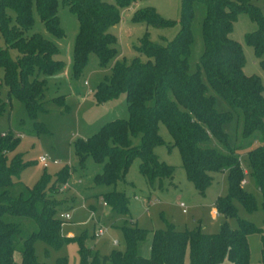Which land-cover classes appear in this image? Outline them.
<instances>
[{
  "label": "trees",
  "instance_id": "1",
  "mask_svg": "<svg viewBox=\"0 0 264 264\" xmlns=\"http://www.w3.org/2000/svg\"><path fill=\"white\" fill-rule=\"evenodd\" d=\"M138 1L143 0H61L78 22L73 76H80L94 54L99 67L110 71L96 86V103L124 95L129 115L127 120H112L91 137L74 142L81 166L87 157L102 164V172L95 176L94 183L115 187L118 182H125L128 169L137 158L139 173L148 186L154 188L158 182L162 188V181L171 180L174 174V168L155 154V149L164 144L159 135L162 124L173 140L171 147L178 149L187 180L200 196L213 183L212 174L227 173V194L215 201L219 215L236 217L234 200L248 211L255 210L254 196L241 185L246 173L225 127L236 114L242 120V138L259 132L264 143V86L258 76L244 74L242 47L230 38L238 16L247 14L257 30L245 35V44L253 49L264 72V14L257 5L264 0H182L176 36L164 44H155L145 33L133 46L138 56L128 61L119 57L117 39L110 29L119 24L120 11ZM193 4L203 5L206 12L202 22L203 52L198 70L191 73ZM34 5L46 32L56 39L65 36L57 15V0H0V37L5 44L0 47V116L8 112L14 98L24 105L37 132H45L43 127L38 129L40 124L35 119L45 111L47 79L62 74L65 63L57 59L60 50L53 42L40 34L26 35L34 23ZM133 22L154 28L177 24L162 18L152 7L136 11ZM10 49L18 53L16 59L11 57ZM201 70L207 84L201 79ZM3 87L7 90L5 99L1 98ZM209 89L227 102L231 111L218 112ZM63 99L58 96L53 101L62 104ZM5 132L6 136L0 137V264H40L34 252L36 240L55 250L66 242L57 213L61 202L52 199L51 194L68 181L69 169L59 172L53 183L45 177L29 188L19 180L25 168L22 156L8 157L20 138ZM135 139L140 140L138 145L134 144ZM246 157L247 174L262 198L264 210V144L247 150ZM101 198L112 214L129 213V199L124 192L114 189ZM253 231L255 227L246 220H239L235 229L223 224L213 235L199 230L179 231L168 225L152 232L150 256L146 258L141 255V247L148 231L123 227L124 251H114L109 257L92 254L79 241L80 264H185L187 253L189 264H248L247 236Z\"/></svg>",
  "mask_w": 264,
  "mask_h": 264
},
{
  "label": "rangeland",
  "instance_id": "2",
  "mask_svg": "<svg viewBox=\"0 0 264 264\" xmlns=\"http://www.w3.org/2000/svg\"><path fill=\"white\" fill-rule=\"evenodd\" d=\"M113 3V0H103ZM57 15L65 36L56 39L48 34L39 19L35 5L32 8L34 23L26 35L40 34L53 42L60 50L57 59L65 63L62 74L47 79L45 92L44 112H39L35 122L39 123L45 132H37L34 121L28 116L23 104L12 98L8 112L0 116V131H10L14 135L20 134L17 148L9 153L8 157L22 156L25 168L19 175V180L29 188L42 178H48L53 183L55 177L63 169H69L68 181L58 188V192L51 194V198L60 201L58 215L68 213L69 220H62V236L66 239L63 246L55 250L42 240L34 243L35 257L40 264H80L79 241L92 252L109 257L114 251H124L125 241L122 228H140L148 231L142 244L141 254L150 256V243L152 232L164 230L173 225L176 230L201 231L204 234H217L221 226L226 224L235 229L239 220H246L253 224L255 231L247 236L249 250L248 264H264V210L262 198L254 183L250 180L246 151L262 145L259 132H255L247 139L242 138V120L236 114L226 125L230 144L237 149L241 167L246 175L244 190L254 196L256 208L253 211L245 209L237 200L233 201L236 217L225 218L217 213L215 201L217 197H224L228 189V176L226 172L214 173L211 186L200 196L193 184L187 178L181 166L178 149L171 147L173 140L167 129L159 125V135L164 141L162 146L155 149L158 159L174 168L173 178L164 179L162 188L155 182L150 188L146 179L139 173V159L135 158L126 174L125 182H118L116 186H100L94 183L96 175L102 172V164L96 163L87 157L81 166L75 154L74 142L78 139H87L97 133L106 123L122 119L127 120L128 110L124 95L97 104L94 91L98 83L110 74L109 69H101L94 54H91L86 67L80 76L74 77L72 70L73 46L78 31V22L73 13L57 0ZM182 0H143L132 3L128 8L120 11V22L110 29L117 39V50L120 58L131 60L138 54L133 46L139 44L145 33L152 43L164 44L171 41L180 29ZM264 14V1L257 3ZM152 7L166 20L176 21L172 28H154L144 23H134V13L140 9ZM193 17L190 30L193 42L190 47L189 69L191 73L198 70L199 60L203 52L202 22L205 16V7L200 4L192 5ZM12 20L14 14L10 12ZM257 30L256 23L252 22L247 14L241 13L233 25L230 38L238 42L245 57L244 74L256 75L264 86V72L254 56L253 49L245 44V35ZM0 47L5 44L0 37ZM9 53L16 59L18 53L10 49ZM142 59H145L142 57ZM201 79L207 84L206 76L201 70ZM2 73H0V76ZM86 83V85H85ZM209 93L215 97V107L218 112L231 111L230 106L221 97L215 95L210 89ZM7 90L1 89V98L5 99ZM63 96L62 104L53 99ZM264 96V93H263ZM135 145L140 143L135 139ZM48 156L59 162L58 165H49L46 169L37 162L39 156ZM116 189L125 193L129 199V213L125 216L114 215L111 209L102 200L104 193ZM185 205L186 213L182 212L179 204ZM216 212V213H215ZM99 224V225H98ZM105 229L103 236L95 238L94 233L98 227ZM35 228V226H34ZM117 241L118 245H113ZM16 259L18 256L16 255ZM104 264H111L106 262ZM185 264H189L187 253Z\"/></svg>",
  "mask_w": 264,
  "mask_h": 264
},
{
  "label": "built area",
  "instance_id": "3",
  "mask_svg": "<svg viewBox=\"0 0 264 264\" xmlns=\"http://www.w3.org/2000/svg\"><path fill=\"white\" fill-rule=\"evenodd\" d=\"M85 85H86V83H85ZM6 134H7V133H6L5 131H1V132H0V137L3 138V137L6 136ZM16 137L21 138L22 135H20V134H16ZM37 162H38L39 164H41V165L43 166L44 169H46L49 165H58V164H59L58 161H56V160H52V159H50V158H49L48 156H46V155H44V156H39L38 159H37ZM242 183L245 184L246 181L244 180V181H242ZM179 207L182 209V212H183V213H186V210H185L186 207H185V205H184L183 203H180V204H179ZM60 218L63 219V220H69V219H70V216H69L68 213H66V214H61V215H60ZM98 225H99V224H98ZM104 232H105V229H103L102 227L99 226V227L97 228V230L95 231V233H94L95 238H100L101 236H103ZM113 245H115V246L118 245V242H117V241H114V242H113Z\"/></svg>",
  "mask_w": 264,
  "mask_h": 264
},
{
  "label": "crops",
  "instance_id": "4",
  "mask_svg": "<svg viewBox=\"0 0 264 264\" xmlns=\"http://www.w3.org/2000/svg\"><path fill=\"white\" fill-rule=\"evenodd\" d=\"M244 173H246V172H244ZM216 213V212H215ZM151 239H152V235H151ZM143 248L141 247V250H142ZM142 256H144V257H146V254H141ZM147 258V257H146ZM222 264H231V263H229L228 261H225V262H223Z\"/></svg>",
  "mask_w": 264,
  "mask_h": 264
}]
</instances>
